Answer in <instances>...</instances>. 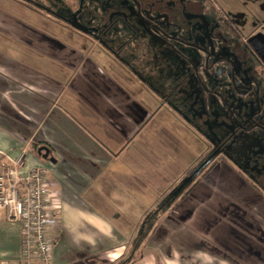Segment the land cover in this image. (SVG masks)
Listing matches in <instances>:
<instances>
[{"label":"crops","instance_id":"0c3cea01","mask_svg":"<svg viewBox=\"0 0 264 264\" xmlns=\"http://www.w3.org/2000/svg\"><path fill=\"white\" fill-rule=\"evenodd\" d=\"M254 9L244 28L258 33L264 11ZM132 23L141 30H109L102 37L120 56L105 52L118 66L110 71L86 50L44 34L22 32L29 38L23 46L0 48V152L17 159L26 150L22 173L44 168L61 199L52 264L121 262L127 239L133 238L132 246L140 236L144 241L131 251V264H264V187L234 163L238 173L218 172V157L209 158L208 143L195 135L203 136L201 122H194L185 105L170 107L160 81L121 73L126 59L119 51L131 54L153 38ZM164 114L193 135L189 149L168 133L158 137L155 128ZM41 149L48 150L47 158ZM179 151L188 154L185 170L166 175L165 186L145 206L146 186L160 172L177 169ZM20 249L21 227L1 211L0 263L17 262Z\"/></svg>","mask_w":264,"mask_h":264},{"label":"rangeland","instance_id":"374dc122","mask_svg":"<svg viewBox=\"0 0 264 264\" xmlns=\"http://www.w3.org/2000/svg\"><path fill=\"white\" fill-rule=\"evenodd\" d=\"M113 2L114 4L111 5L109 0H0V45L2 44L0 48L13 46L20 47L24 45L21 41L25 39L26 42V39H29L27 37L30 34L37 36L44 34L55 40L58 44L71 47L74 46L83 51L86 50L87 55H89L92 60L94 59V62L96 61L97 65L105 71L114 70L115 68H118L117 63L112 61L108 55H105V52H112L113 56L119 60L120 56H117L118 54H116L115 51L111 49L108 50L109 48L104 42V39H102V37H104L103 32L106 30L125 31L127 28L141 29H139L138 26L135 27V25L131 23V18V20L128 21L122 19V17H112V19H108L107 16L122 14L118 13L124 7L122 3H128L127 0H125V2L121 0H113ZM212 2L217 8L227 10L228 7H230L234 10V13L230 11H226V13L230 20L242 31L241 38L246 41L243 45L239 43L242 47V51L250 57L252 62L255 61L259 66H264V28L260 29L258 33H256L253 28H244L246 25L244 20H249L251 12L256 13V9H254L255 7L264 11V0H206V5L212 8ZM115 3L116 6H114ZM244 4L245 6H243ZM130 7L134 8L132 5H130ZM113 9H115V12ZM143 15L147 17L146 12H143ZM249 23L253 24L252 22ZM22 32L25 34L26 32H29V34L25 38V35H23ZM160 34L161 35L158 37H146V44H144L143 41L142 46H134V51H132L131 54H129V51L127 50L119 51V53L123 54L124 59H126L121 61V67L119 69L123 75L124 72L127 71L130 77L134 76L139 81H160V89L164 95L166 94V96H168L172 92L170 95L171 97H168L169 100L167 99L169 106L177 109L179 106H175L173 99L178 100L179 98H182L184 101L181 106L188 105L189 98L191 99L189 94L192 90H196L197 88L194 83L196 82V84H199L196 77H193L189 80L191 81L189 85H185V83L183 84L184 86L180 85L182 76L188 74L192 69V63L189 61L190 59L187 55L191 56L190 53L195 50L193 47L196 45L189 43L186 38H183L184 42H178L173 36H167L161 32ZM17 36L21 37L22 40L17 38ZM207 39L208 46L204 47L206 53L222 48L217 44V42H219L217 38H214V41H211L208 36ZM5 41L8 44H5ZM214 43L216 45L215 47ZM103 47L107 48L108 51ZM179 56H184L185 58L183 57L182 59ZM35 57H38V55H33L32 59L34 60ZM203 57L205 62V58H208V56L204 52ZM134 66H137L138 69H135ZM199 73L204 76V69L200 68ZM22 77L28 81H42L36 75L25 76L24 74ZM8 79L11 81L12 77L7 78V81ZM170 87H172L171 92L169 90ZM198 88L199 90L202 89L200 85H198ZM204 101L202 100V103H204ZM207 104V107L211 106L209 99L207 100ZM192 117L194 116L192 115ZM155 119H157V117ZM180 120L183 123L185 122L183 118H180ZM212 120L214 123L219 119L213 118ZM159 125L160 126L155 128V131L160 129V133L157 134L154 132V141H159L156 134L158 137L161 135L163 137L164 134L168 133L169 137H171V135L175 137L174 141H180L184 150L189 149L190 145L193 144V135L190 131L181 127V124L176 122L170 115L168 116L167 114H164L163 121L160 122ZM198 131L201 132L203 136H206V132L210 133L206 127L202 130L198 129ZM213 133L214 140L219 139L220 133L222 134L218 129L213 130ZM195 135L200 139L202 137V140L208 143V152L210 153L214 148L213 141L204 138L201 134ZM247 139L249 141V138ZM146 142H149V139ZM145 150L146 146H144V151ZM187 151L191 152L192 150ZM233 152L240 163L244 164V161H247V158H244L248 156L245 151L234 150ZM178 154L177 169L173 170L171 168V170H168L167 172H160L156 177L157 182L151 180V184L146 186L148 192L144 195L143 199L145 206L151 202L155 193L165 186L163 179L166 178V175L172 176L176 172L179 173L185 170L188 162V154L186 151H179ZM218 162L220 163V167H223V171H218L219 173L225 174L231 173L233 170L235 172L238 171L236 169L237 167H234L233 162L224 155H220L217 158L215 163ZM123 165L126 166L124 163ZM262 210L264 212V209ZM132 240L133 238L129 240L127 239L128 246H126L128 247V252L120 258L122 263L128 261L133 255L130 254L131 251H133V245L131 246ZM125 251L126 249L123 253ZM119 254L120 252H118V256ZM113 259H115L114 256L108 258L109 261ZM116 261L118 262L119 260ZM117 262H110V264L121 263Z\"/></svg>","mask_w":264,"mask_h":264},{"label":"flooded vegetation","instance_id":"af4514ba","mask_svg":"<svg viewBox=\"0 0 264 264\" xmlns=\"http://www.w3.org/2000/svg\"><path fill=\"white\" fill-rule=\"evenodd\" d=\"M109 1L111 5L114 4L113 0ZM121 1L125 2V0ZM127 1L128 3H122L124 7L118 12L122 14L107 16L108 19H112V17H122V19L125 17L124 20L126 21L132 19L140 27L150 32L153 37L160 36V32L165 34L167 31H162L159 28L161 26L164 27L165 24L170 27L175 22L174 19H176L174 13H177L178 10L182 12L184 23L186 24V28H188L187 31L193 37L188 42L196 46L193 47L195 50L191 51V56L187 55L190 59L189 61L192 63V69L188 74L182 76L181 81L184 79L185 81H189L193 78V76L189 78V75L194 74L197 81H201L203 86L197 92V98L201 97L199 98L200 100L196 101L199 103V108H193V103L195 102L192 101L193 97L190 93L191 99L189 98L190 101L186 105V111L191 117L192 115L194 116L192 118L196 124L197 122H201L202 127L204 126L203 128L206 127L210 131V133L206 132V138L213 141V149L220 147L222 141L237 126V121L240 118H244V121L248 124L251 123L247 128L248 130L255 126L264 129V96L261 94L260 87L262 85L261 81H264V66H259L255 61L252 62L250 57L242 51L240 44L243 45L246 42L241 38L242 31L230 20L226 12L218 10L214 4H211L212 8H210L206 5V0ZM130 5L134 6V8L130 7ZM114 6H116V3ZM115 9H113L114 12ZM143 12H146L147 17L143 15ZM169 30L171 33L167 32L168 34L165 35L173 36L178 42H184L182 38L184 34L178 33V30ZM187 31L185 34H187ZM208 36L211 41L217 38L219 42H216L222 48L206 53L204 47L208 46ZM203 52L208 56V58H205V62ZM179 57L183 59L184 56ZM200 68L204 69V76L200 75ZM194 70L195 72H193ZM208 99L213 101L211 102V106L207 107ZM202 100H205L204 103H202ZM191 103L192 107L190 106ZM213 118L220 121L217 120L213 123ZM226 119L228 122L225 121ZM217 129L222 134L220 133L219 139L214 140L213 130ZM238 147L233 149V151L243 150L247 152L244 149L246 147ZM219 151L209 153V158L214 159L225 154L223 148ZM229 151L233 152L232 150ZM245 158H247V161L243 160L244 164L240 162L239 164L248 169L247 162L250 157L247 156ZM252 179L256 180V177H252ZM262 184L261 187H264V183Z\"/></svg>","mask_w":264,"mask_h":264},{"label":"built area","instance_id":"2783aa9c","mask_svg":"<svg viewBox=\"0 0 264 264\" xmlns=\"http://www.w3.org/2000/svg\"><path fill=\"white\" fill-rule=\"evenodd\" d=\"M26 156V150L17 159L0 152V212L21 227L19 260L0 264H52L53 230L60 224L62 202L51 190L44 168L22 173Z\"/></svg>","mask_w":264,"mask_h":264},{"label":"trees","instance_id":"16d2710c","mask_svg":"<svg viewBox=\"0 0 264 264\" xmlns=\"http://www.w3.org/2000/svg\"><path fill=\"white\" fill-rule=\"evenodd\" d=\"M174 16L176 18V19H174L175 22L172 25H170V27L167 24H165L164 27L161 26L159 29H161L162 31L166 30L168 33H171V31L169 29L178 30V33L181 32L182 34H184V36L182 38H186L187 40H192L193 37H192V35H190L189 31H187L188 28H186V24L184 23L185 21H184V16H183L182 12L180 10H178L177 13H174ZM174 28H176V29H174ZM186 31H187V34H185ZM167 32L165 34H168ZM193 72H195V70ZM191 76L195 77L194 74H190L189 78ZM186 78H188V77H186ZM198 82H199V84L198 83L196 84V82L194 83L195 87H197L196 90L194 89L191 92L192 97H193L192 101L195 102V103H193L194 109L199 108L198 107L199 103H197L196 101L200 100L199 98H201V97L197 98L198 97L197 92L200 91V90H198L199 89L198 85L203 87L201 81H198ZM184 83H185V85H189L191 83V81H185V79H184L181 81L180 85L184 86L183 85ZM261 84H262V85H260L261 94L264 96V81L263 82L261 81ZM171 88L172 87H170V89H169L170 92L172 91ZM171 93L168 96L164 95L163 99L167 100L168 97L171 95ZM208 93H209V91H208ZM202 94L203 93L201 91V95ZM183 101L184 100L182 98H179L178 100L173 99L175 106H181ZM212 101L213 100H210V103ZM186 105L184 107L185 109H186ZM190 106L192 107V103L190 104ZM225 121L228 122L227 119ZM250 124L251 123L248 124L247 122H245L244 118H240V120L237 121V124H236L237 126L233 129L232 132L229 133L227 138L224 139V141H222L220 147L219 148L217 147L216 149H212V151H210V153L217 152V151H219V149L221 151V148H223L225 150L224 156H226V158H228L231 162H233L239 168V170L242 173L249 175L251 178L256 177V180H254V182L258 186H261V185H263L262 183H264V129L255 126V127H252L251 129L248 130L247 128H248V126H250ZM247 138H249V141ZM256 139H257V142H256ZM238 146H240L241 148L246 147L245 148L247 150L246 153L248 154V157H250L249 162H248V166H249L248 169H245L244 167H242L239 164V161L237 160V156L234 155L233 152L229 151V150L233 151V149L239 148ZM262 178H263V180H262ZM143 241H144V236H140V238H138L134 242L133 249L137 250L141 246ZM132 262H133V260L130 259L127 262H125V264H131Z\"/></svg>","mask_w":264,"mask_h":264},{"label":"water","instance_id":"95a60500","mask_svg":"<svg viewBox=\"0 0 264 264\" xmlns=\"http://www.w3.org/2000/svg\"><path fill=\"white\" fill-rule=\"evenodd\" d=\"M43 150L46 151V154L44 155V157L47 158V157H48V150H47V149H41V150L39 151V153L42 154Z\"/></svg>","mask_w":264,"mask_h":264}]
</instances>
